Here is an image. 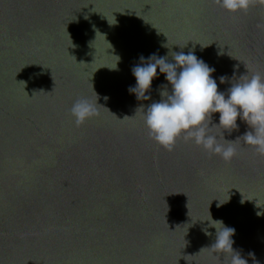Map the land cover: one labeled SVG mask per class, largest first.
I'll return each instance as SVG.
<instances>
[{"label":"water","instance_id":"95a60500","mask_svg":"<svg viewBox=\"0 0 264 264\" xmlns=\"http://www.w3.org/2000/svg\"><path fill=\"white\" fill-rule=\"evenodd\" d=\"M178 45L226 90L264 73V7L234 15L216 0H0V264H223L202 250L216 239L201 221L210 213L236 229L248 264H264V156L243 140L230 163L183 140L168 151L139 109L161 99L165 76L151 100L128 91L141 55ZM81 97L99 115L77 127L70 109ZM238 124L226 139L248 130Z\"/></svg>","mask_w":264,"mask_h":264},{"label":"clouds","instance_id":"9594fccd","mask_svg":"<svg viewBox=\"0 0 264 264\" xmlns=\"http://www.w3.org/2000/svg\"><path fill=\"white\" fill-rule=\"evenodd\" d=\"M216 2L234 15L248 13L256 6L264 7V0H216ZM184 48L178 52L170 50L165 56L153 53L145 58L141 55L140 63L132 68L136 83L130 85L128 91L135 94L138 100L141 98L151 100L149 93L153 81L159 74H163L168 82L161 85L160 100L139 107L144 109L145 124L150 138L168 151L174 150L180 140L191 142L209 155L221 157L226 163H230L238 155L236 144L240 140H243L245 146H251L255 152L264 156V73L242 75L235 83L232 81L231 87L222 91L213 76L215 68L197 57L194 49L185 52ZM238 67L239 65L234 66ZM117 69L118 62L113 70ZM219 81L221 84L226 83L228 77L222 75ZM104 99L107 100L108 97ZM70 112L77 127L99 115L97 103L86 97L78 98L72 104ZM217 113L218 123L215 121ZM238 120L245 122L248 130L235 140L226 139V132L231 134L239 129ZM213 129L221 131L215 133ZM226 202L228 200H219L217 206H222ZM257 215H264V212H258ZM210 216L211 219L201 221H208V227L217 230L216 239L210 247L202 250H214L218 259L223 255V264H248L241 251L234 248L233 237L236 229L225 225L223 220L213 219L211 213ZM203 231L206 235H211L207 227ZM248 255L255 257L254 252H249Z\"/></svg>","mask_w":264,"mask_h":264}]
</instances>
